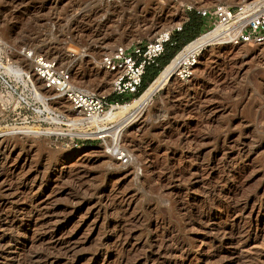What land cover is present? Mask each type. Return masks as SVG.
Segmentation results:
<instances>
[{
    "label": "rangeland",
    "instance_id": "rangeland-1",
    "mask_svg": "<svg viewBox=\"0 0 264 264\" xmlns=\"http://www.w3.org/2000/svg\"><path fill=\"white\" fill-rule=\"evenodd\" d=\"M247 1L0 0V34L57 59L78 88L109 93L103 52L178 24L185 5ZM218 43L125 128L126 165L94 140L23 132L11 122L32 104L0 107V264H264V45Z\"/></svg>",
    "mask_w": 264,
    "mask_h": 264
},
{
    "label": "built area",
    "instance_id": "built-area-1",
    "mask_svg": "<svg viewBox=\"0 0 264 264\" xmlns=\"http://www.w3.org/2000/svg\"><path fill=\"white\" fill-rule=\"evenodd\" d=\"M185 9L194 11L202 22L210 27L207 31L217 28V38L222 43L264 45V3L247 1L234 5L217 2L209 6L188 4L185 5ZM188 19L189 17H186L178 24L157 32L146 41L120 43L103 52L97 66L111 74L109 93L78 88L72 80L71 71L60 66L57 59L46 56L28 45L10 46L0 34V55L5 63L0 68V92L6 97L15 94L16 98L15 101L0 103V107L5 116L14 113L21 115L20 110L32 104L35 106L31 107L32 116H17L11 123L35 125L41 130L56 125L63 129L61 133L43 135L63 138L74 146H78L80 140L97 141L117 162L126 165L132 160V155L120 145L119 137L109 135L113 122L105 119L106 112L110 109L115 110L120 104L132 101L136 97L146 67L159 66L158 59L164 55L166 45L175 44L173 41L175 33L182 31L183 24ZM13 58H16L17 62L9 63ZM25 68H29V73H26ZM189 68L182 70L180 79L188 75ZM30 73L45 88L55 89L57 94L68 102L73 118L59 111L43 108L39 97L30 87L19 93L20 86L30 82ZM111 96L120 99L110 100ZM45 98V101L53 100L51 96ZM54 119L57 123H54ZM84 127H87L86 130ZM68 128L72 130H67ZM82 132L85 134H80ZM94 132L95 134H91Z\"/></svg>",
    "mask_w": 264,
    "mask_h": 264
},
{
    "label": "bare ground",
    "instance_id": "bare-ground-1",
    "mask_svg": "<svg viewBox=\"0 0 264 264\" xmlns=\"http://www.w3.org/2000/svg\"><path fill=\"white\" fill-rule=\"evenodd\" d=\"M252 3H264V0H255ZM219 39L217 38V28H214L212 30H209L204 33V35H200L197 39L195 38L194 41L186 45L182 51H180L176 57L171 61V63L159 74V76L154 79L152 84L149 85L148 89L145 90V92L137 99L135 98L132 101H128L126 103L132 102L130 104H120L115 110L110 109L106 112L105 119L108 121H112L113 125L111 127V130L109 132V135L112 137H119L120 138V145H121V139L122 134L125 130V128L132 124V122L145 110L149 102L151 101L154 94L159 91L160 89L164 88L167 84H171L173 81H176L177 78H179L180 73L183 69H186V67H191L195 63H198L195 59L197 56H201L203 54V51L210 47L211 45L219 44ZM226 44V43H225ZM221 45V44H219ZM251 45V44H248ZM67 59V58H66ZM1 68V65H0ZM105 72L107 74L108 72ZM26 73H29L28 71ZM111 75L110 73H108ZM182 74V73H181ZM30 75V83L34 92L39 97L40 101L44 104L45 109H50L54 111V108L56 111L60 110L59 112L63 113L65 116H70L69 118H73V114L71 111L69 112H62V109L65 110V108H69L68 102L61 97L60 94H58L57 97L53 98V100L45 101L46 98L43 97L44 94L51 96L52 94H57L55 89L52 88H45L43 85L41 87L37 88L36 83H41L38 79H36L33 74ZM98 76L94 74L92 79L89 81V84L96 83L97 85L101 86L102 83L99 82ZM81 84L87 83L86 81H81ZM87 85V84H85ZM85 87V86H84ZM88 86L85 87L87 90ZM44 93L42 96L40 95L39 91ZM135 100V101H134ZM134 101V102H133ZM58 107V108H57ZM61 107V108H60ZM54 123H57L55 119L53 120ZM16 127H20V129L28 130L30 134H36V135H49L50 133H61L62 128L58 126L48 127L44 130H41L35 125H25L21 124V126H17L18 124H13ZM87 127H84V130H86ZM67 130H72V128H68ZM24 132V131H23ZM73 134V133H71ZM85 134V133H80ZM91 134H95L91 133ZM95 136V135H94ZM237 209V208H236ZM252 228V227H251ZM241 231V230H240ZM259 233V232H258ZM254 234V231L253 233ZM230 235V234H229ZM257 235V234H256ZM232 236V235H231ZM249 236V235H248ZM259 236V235H258ZM232 239V238H231ZM229 240V239H228ZM258 240V239H257ZM241 245V244H240ZM238 245V247L240 246ZM232 246V245H231ZM234 246V245H233ZM246 248V247H245ZM239 249V248H238ZM240 250V249H239Z\"/></svg>",
    "mask_w": 264,
    "mask_h": 264
},
{
    "label": "trees",
    "instance_id": "trees-1",
    "mask_svg": "<svg viewBox=\"0 0 264 264\" xmlns=\"http://www.w3.org/2000/svg\"><path fill=\"white\" fill-rule=\"evenodd\" d=\"M190 12L192 14L188 16L189 19L186 23H184L182 31L175 33V35L173 37V41L175 42V44L172 45V44L168 43L166 45V48H165L166 51H165L164 55L170 54L168 61L166 63H164L163 65L159 64L156 74L142 88V85L144 82V77L148 72L149 66L146 67L145 74L143 76L142 84H141L139 91H138V94L136 96H138L141 92H143L147 88V86L152 83V81L157 77V75L160 73V71L163 69V67H165V66L167 67L170 64L169 63L170 60L174 57V55L177 52H179L185 45H188V43H191V41L193 42L195 37L196 38L198 37L197 35L200 33L201 28H202V19L198 15H196L194 11H190ZM190 35H191V37H189ZM179 37H181V39ZM181 41H182V43L179 44V42H181ZM173 48H176V49L173 51ZM164 55H162V56H164ZM150 66H152V65H150Z\"/></svg>",
    "mask_w": 264,
    "mask_h": 264
}]
</instances>
